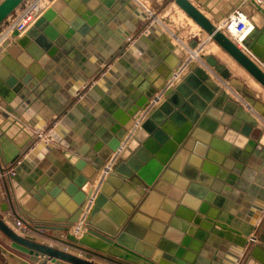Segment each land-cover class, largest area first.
Listing matches in <instances>:
<instances>
[{"label": "water", "instance_id": "water-1", "mask_svg": "<svg viewBox=\"0 0 264 264\" xmlns=\"http://www.w3.org/2000/svg\"><path fill=\"white\" fill-rule=\"evenodd\" d=\"M27 1L0 0V30ZM50 1L25 32L14 31L13 41H3L0 49V234L7 239L0 236L2 263L191 264L199 259L193 249H201L211 231L221 236L239 231L240 247L250 250L255 239L259 243L247 262L245 251L241 257L234 254V264H252L259 248L264 251V230L244 239L250 230L239 228L241 221L222 209L226 199L220 198L234 194L236 188L249 190L252 172L247 162L254 159L259 144L264 148V127L210 77L198 58H187L180 47L172 66L162 65L149 75V85L125 105L126 115L119 111V122L108 124L106 143H94L82 158L66 154L69 177L59 182L65 192L57 201L67 214L55 219L40 216L38 204L27 208L19 193L12 192L10 184L15 182L9 171L27 158L31 147L48 143L36 138L34 131L42 128H29L30 138L20 145L1 129L5 121L18 122L12 117L11 102L22 84L19 79L28 84L31 74L73 38L76 25L84 20L93 24V13L103 10L102 5L110 7L113 0ZM171 1L264 88V14L255 1L241 7L253 24L241 42L218 25L233 9L227 0L221 10V0L216 4L196 0L212 19L191 0L165 4ZM203 81L209 88L201 86ZM141 109L144 115L136 121ZM256 127L263 134L255 139ZM30 139L32 145L26 147ZM34 198L41 200L36 192ZM9 211L30 221L34 235L20 234L5 217ZM45 231H61L65 237Z\"/></svg>", "mask_w": 264, "mask_h": 264}, {"label": "crops", "instance_id": "crops-1", "mask_svg": "<svg viewBox=\"0 0 264 264\" xmlns=\"http://www.w3.org/2000/svg\"><path fill=\"white\" fill-rule=\"evenodd\" d=\"M165 1L113 0L110 7L102 5L103 10H97L91 16L94 23L84 20L83 24L76 25L73 38L71 35L59 48L57 56L50 57L37 74H31L28 84L19 79L22 84L15 88V97L11 102L14 109L12 117L18 122L5 121L1 129L17 145L28 141L29 128L33 131V126L51 130V137L45 140L48 143L31 147L27 158L10 171L15 182V186L10 184L11 190L15 195L19 193L25 207L32 209L34 204H38V214L53 219L67 214L57 201L59 194L65 192L59 182L69 177L66 166L71 162L66 154L82 158L94 143H106L110 137L108 124L119 122L116 117L119 111L126 115L125 105L133 103L138 92H143L149 85V75L158 73L162 65L172 66L177 59L175 50L179 47L186 52L187 58L199 57L196 59L198 63L232 96L234 91L244 96L240 102L236 101L246 111L252 110L250 113L259 119V126H264V88L174 2L166 5ZM227 1L233 5L230 14L234 15L249 0ZM227 1L219 2L220 10ZM191 2L210 19L213 18L196 0ZM210 2L216 4V0L207 1ZM200 38L207 39L204 47L199 48V44L193 46ZM12 40L10 35L4 41ZM0 49H3L1 44ZM212 60L221 64L223 69L217 68ZM201 86L209 88L207 81H203ZM247 100L253 109L248 108ZM143 115L141 109L140 118L136 121H140ZM255 129L252 137L256 139L263 133L257 127ZM29 145H32L31 139L26 147ZM160 146L164 147V144ZM257 150L252 156L254 159L247 162L252 172V180H247L249 190L236 188L234 194L220 198L226 199L222 209L241 221L239 228L246 226L250 230L248 235H243L244 239H250L253 234L258 236L264 230V148L259 144ZM105 180L103 178L102 182ZM96 186L99 188L100 184ZM35 192L41 200L34 198ZM164 205L165 199H161L159 206L162 208ZM253 213H257L258 217L255 218ZM5 217L14 225L11 211L5 213ZM252 228L260 231H252ZM238 232L226 231L227 234L221 236L219 231H211L209 238L202 242L203 247L193 249L199 259L191 264H234L237 261L234 254L241 257L243 251L246 252L244 262H247L259 241L255 240L250 250L247 246L242 248L236 242V238L241 236ZM45 233L65 237L61 231ZM0 236L7 242L2 234ZM251 263L264 264L263 249L259 248ZM0 264H3L1 260Z\"/></svg>", "mask_w": 264, "mask_h": 264}, {"label": "built area", "instance_id": "built-area-1", "mask_svg": "<svg viewBox=\"0 0 264 264\" xmlns=\"http://www.w3.org/2000/svg\"><path fill=\"white\" fill-rule=\"evenodd\" d=\"M38 1L39 0H30L25 5L26 8H24L22 10V12L18 15L17 18H14L12 20L9 27L5 28L3 33H0V36H2L4 33H10V35L12 36V33L14 31H19L20 33L25 32L35 22V20L38 17L37 14H36V18L34 16V14H32V10L36 7V4ZM261 3L264 4V0ZM261 10L264 12V8L261 7ZM17 20H19V21H17ZM232 22L234 25L233 31H234L235 38H236L235 40L237 42L242 41L250 33V31L253 29V24L247 18V16H245L241 11H238L236 14H234L230 18V22L228 23L229 28H231ZM7 23H5V24L7 25ZM206 43H207L206 38H200L198 40L199 48L204 47V45ZM34 132L36 133L35 135H36V138L38 140H41V139L46 140L49 138L48 137L49 131L47 129L37 130ZM33 142H35V141L33 140ZM10 171H9V173H10ZM13 218H14L15 229H17V231L20 234H22V235H34V229H33L34 225L30 221H28L24 218H19L17 216L16 217L13 216ZM74 229L78 230L79 228L74 227L73 230Z\"/></svg>", "mask_w": 264, "mask_h": 264}, {"label": "bare ground", "instance_id": "bare-ground-1", "mask_svg": "<svg viewBox=\"0 0 264 264\" xmlns=\"http://www.w3.org/2000/svg\"><path fill=\"white\" fill-rule=\"evenodd\" d=\"M253 1V0H252ZM261 1V0H259ZM51 1L50 0H39L36 4V7L32 10V14H34L35 18H36V14L37 16H39L40 14L43 13V11L45 10L46 7H48L50 5ZM264 14V12H262ZM244 14V13H243ZM233 15V14H232ZM230 14L229 17H227V19H225V21H223L222 23H220V26L224 29V31H226L232 38L236 39L235 38V34H234V25H233V22H232V25H231V28L228 27V23L230 22V17L232 16ZM245 15V14H244ZM246 16V15H245ZM19 21V20H17ZM235 22V21H234ZM23 33V32H22ZM9 37V33H6L5 35H2L0 37L1 41H0V44L2 43L3 39H7ZM175 37H177V34H175ZM241 42V41H240ZM195 56L198 57V55L195 53ZM199 58V57H198ZM210 70L213 72V68H210ZM234 94L239 98V99H243L237 92L234 91ZM249 106L248 108L253 109V106L252 104L250 103H247ZM252 111V110H251ZM250 111V112H251ZM252 113V112H251ZM264 127V126H263ZM16 217L13 213H12V217ZM20 218V217H19ZM14 220V218H13ZM256 240V239H255Z\"/></svg>", "mask_w": 264, "mask_h": 264}, {"label": "rangeland", "instance_id": "rangeland-1", "mask_svg": "<svg viewBox=\"0 0 264 264\" xmlns=\"http://www.w3.org/2000/svg\"><path fill=\"white\" fill-rule=\"evenodd\" d=\"M29 1H30V0H28V1L25 3V5H26ZM253 1H255V3H256L257 5H259L260 7L264 8V4L261 3L263 0H261V1H259V0H253ZM25 5H24L21 9H19V11H17L16 14L13 15V16L10 18V20H8L9 22L7 23V25H6V24L3 25V27L1 28L2 32H1V30H0V33H3L4 29L9 27L10 23L12 22V20H13L14 18H17V17H18V15L22 12V10H23L24 8H26ZM5 34H6V33H4L3 35H5ZM0 37H1V36H0ZM9 37H10V33H9ZM4 40H7V39H3V41H4ZM0 41H1V40H0ZM3 41H2V43H1V45H3ZM254 87H255V83H254ZM230 94H231V96H232V93H230ZM239 95H240V94H239ZM240 96H241V97H244V96H242V95H240ZM232 98L235 99V100H237L238 102H240V99H239L238 97H236L234 94H233ZM247 101H248V100H247ZM248 103H249V101H248ZM63 234H65V233L63 232Z\"/></svg>", "mask_w": 264, "mask_h": 264}, {"label": "flooded vegetation", "instance_id": "flooded-vegetation-1", "mask_svg": "<svg viewBox=\"0 0 264 264\" xmlns=\"http://www.w3.org/2000/svg\"><path fill=\"white\" fill-rule=\"evenodd\" d=\"M2 31V30H1ZM13 37V36H12ZM14 39V38H13ZM13 41V40H12ZM254 215H257V213H253ZM253 231H260L259 229H255Z\"/></svg>", "mask_w": 264, "mask_h": 264}]
</instances>
